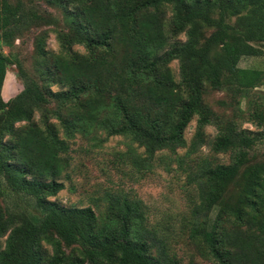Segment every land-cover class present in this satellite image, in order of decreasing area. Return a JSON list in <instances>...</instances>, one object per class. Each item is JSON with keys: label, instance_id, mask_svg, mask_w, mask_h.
I'll list each match as a JSON object with an SVG mask.
<instances>
[{"label": "trees", "instance_id": "16d2710c", "mask_svg": "<svg viewBox=\"0 0 264 264\" xmlns=\"http://www.w3.org/2000/svg\"><path fill=\"white\" fill-rule=\"evenodd\" d=\"M62 2L75 13H66L68 32H56L61 52L48 56L39 39L34 78L1 47L11 48L42 18L21 1L0 0V196L5 187L33 201L36 212L14 215L0 207V238L5 237L0 264H180L167 237L147 228L138 199L123 196L109 205L101 225L90 207L50 200L64 189L59 178L67 166L62 155L69 150L52 120L69 136L94 129L106 137H129L149 161L157 152L185 148L183 134L193 117L197 125L190 148L213 125L212 151L229 153L230 161L188 166V183L196 189L185 218L188 240L211 264H264V159L255 160L232 144L230 136L247 131L224 121L203 100L207 89L242 94L263 85L264 73L238 68L237 62L260 55L256 45L264 43V0ZM165 7L171 8L168 24ZM228 18H236V25ZM205 28L212 29L208 37ZM178 34L186 41L160 53L167 36ZM75 45L85 54L72 52ZM173 61L179 63L178 83L168 68ZM11 64L24 90L6 102L1 90ZM56 84L67 90L52 92L49 87ZM51 100L82 109L69 111L71 121H65L48 108ZM248 116L264 127L258 107ZM43 243L51 247L50 256L43 255Z\"/></svg>", "mask_w": 264, "mask_h": 264}, {"label": "rangeland", "instance_id": "374dc122", "mask_svg": "<svg viewBox=\"0 0 264 264\" xmlns=\"http://www.w3.org/2000/svg\"><path fill=\"white\" fill-rule=\"evenodd\" d=\"M14 4L21 1L29 12L42 18L35 26L25 31L14 41L11 48L2 46L1 52L11 60L21 64L26 73L34 78L39 59L36 43L42 40L44 52L58 55L61 52L56 32H68L66 13L70 16L75 13L71 5H65L62 0H8ZM165 24L171 19V8L163 9ZM54 21V22H53ZM236 18H228L227 22L236 25ZM49 22H53L49 24ZM166 29V28H165ZM212 29L205 28L203 34L208 37ZM169 35V34H168ZM166 45L160 51L183 44L186 41L184 34L176 37L169 36ZM260 55L256 57H241L237 67L241 69L258 70L264 73V43H257ZM72 52L83 55L85 49L75 45ZM175 83L180 80L179 63L173 61L168 65ZM52 92L67 90L59 84L49 87ZM24 84L17 72V66L11 64L7 68L1 95L4 101L12 100L22 93ZM205 106L224 121L236 123L239 131L246 134L230 136L229 141L241 146L249 152L255 160L264 159V127H257V121L249 118V111L258 107L264 112V82L255 90H248L242 94L234 91H211L207 89L203 96ZM49 109L58 111L66 121H71L69 111H81V107H60L54 100ZM76 108V107H75ZM68 110V111H67ZM39 121V116H34ZM60 133V137L68 142L69 150L64 157L67 166L59 181L64 184L55 197V201L65 207H90L99 225L106 222V213L109 205L116 204L121 197L138 199L145 207L146 226L158 230L168 239L169 251L175 255L180 264H211L203 258L194 244L188 240L185 228V218L188 215L190 199H196V189L188 183V166L191 161L197 164L201 161L211 164H228L229 153H214L212 144L215 141L217 130L213 125L203 129V140L197 142L194 150L190 148L195 140L197 117H193L184 131L186 147L175 152L163 150L157 152L152 160L146 161L143 148L129 137H106L103 132L94 129L86 135L74 132L71 136L64 133L59 121L52 120ZM19 126V125H17ZM68 138H67V137ZM3 196H0V207L9 214H35L33 201L22 199L1 187ZM214 214L210 217L213 219ZM164 229H169L166 232ZM166 232V233H165ZM5 237L0 238V251L3 250ZM43 255H51V247L42 244ZM69 254L70 249H64Z\"/></svg>", "mask_w": 264, "mask_h": 264}]
</instances>
